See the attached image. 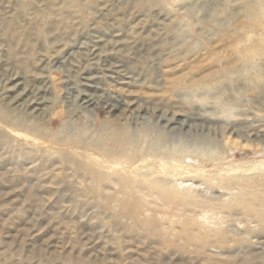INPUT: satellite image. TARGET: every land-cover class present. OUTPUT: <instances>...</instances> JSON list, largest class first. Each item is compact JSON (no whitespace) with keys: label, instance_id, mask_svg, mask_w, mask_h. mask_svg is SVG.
<instances>
[{"label":"rangeland","instance_id":"374dc122","mask_svg":"<svg viewBox=\"0 0 264 264\" xmlns=\"http://www.w3.org/2000/svg\"><path fill=\"white\" fill-rule=\"evenodd\" d=\"M10 77L42 109L19 106L1 127L84 155L114 128L139 152L124 165L166 153L181 185L175 198L136 176L135 223L0 134V264H264V0H0Z\"/></svg>","mask_w":264,"mask_h":264},{"label":"bare ground","instance_id":"6f19581e","mask_svg":"<svg viewBox=\"0 0 264 264\" xmlns=\"http://www.w3.org/2000/svg\"><path fill=\"white\" fill-rule=\"evenodd\" d=\"M15 25L16 23L14 21V23L9 28L12 29ZM14 28L16 29V27ZM28 85H29L28 81L21 80L17 77H10L3 81L2 78H0V104H1L0 106L2 107L0 108L1 119L5 120L6 119L5 114L6 113L9 114L19 106H23L21 107V109L23 111L25 110L27 115L30 114L32 115L37 113L39 114V112L42 109L41 108L42 103H40L41 99L37 98L36 96L33 95V93L30 92ZM212 88L213 85H209L207 87L208 90ZM179 89L176 90L178 91ZM200 90L201 88H199L198 85L191 86L190 88L184 86V89H181V91L186 94H196V92L198 91L200 92ZM215 91L221 92L222 90L216 89ZM31 94L33 96H31ZM22 99H25V105H20L19 102ZM84 103L88 104L89 102L86 100L84 101ZM107 112L111 116H114L118 112V108L111 106L107 107ZM36 116L38 117L40 115H35V117ZM161 120L164 119L161 118ZM171 120L172 119H170L169 121ZM28 122H26V124ZM28 126L30 127V125ZM33 126L35 127V125ZM183 127H184V122L182 121V123H180L179 126L175 128L173 127L172 129H170V131H176V130L181 131ZM18 128L19 127L15 125L14 128L0 126V134L5 141L9 142L14 147H17V150L19 151L21 156L23 155L25 156L29 154L33 155L34 157L40 156L42 158H45L46 162L48 164H51L52 166L57 164L56 162H54L55 160H59L61 165L70 167L74 174H76L80 178H83L87 182L85 186V190L100 206L119 208V210L120 209L122 210L121 211L122 217L127 216L135 223L137 222V214H138V209L140 207V203L135 198V192L136 190H138V186L135 185L136 182H134V178L136 176H140L143 180V182L141 183L149 188H155L160 192H163V194H167L175 198L178 194V186L181 185V182H179L178 185L177 182L179 180H176L175 178L176 175L174 173L176 172L177 169L174 167L172 168L168 167L171 166L172 164L169 161H165V159H168L166 153L156 152L158 155L155 154L156 155L155 157L156 159L158 158L159 160L158 163L155 164L153 162L147 164V166H140L139 164H136L135 166H129V165L126 166L124 165L125 161H120L119 158L122 156L126 157L128 155H132L131 157L133 158L137 156V153H139L136 151L137 147L136 148L133 147V149L130 147L131 142H129L130 140V137L128 136L129 134L126 135L125 132H124L125 134L122 133L123 131L118 132L116 129L112 128L109 131L110 132L109 135H107L105 140L102 141L103 142L102 144L100 145L97 144V146L90 145L89 147L92 153H90L89 155H84L77 152H71L69 154V153L60 152L59 150H50L49 148L44 147L45 144L44 146H36L37 143L34 141L35 139H31L29 136H27L28 134H30L29 133L30 131L28 130L29 132L27 135L20 134L16 130L21 129L24 130V132H26V129H22V128L18 129ZM32 131L33 130H31V132ZM184 148L185 147L175 150L174 155L176 156V158H178V160H181L182 158L184 159L183 157L185 155ZM125 149L129 150L130 152H132L133 150V152L135 151L134 152L135 154L134 153L130 154L129 152L125 153ZM126 160H133V159L128 158ZM112 177L113 178L115 177L119 181L120 187L116 193L108 195V193H105L107 192L106 189L108 187L107 182ZM223 195L225 196L226 193H223ZM228 198L231 199L232 196L229 195ZM233 199L235 198L233 197L232 201ZM188 202L197 207L206 206L205 203H202L199 200L196 201L189 200ZM230 204L233 203L231 202ZM261 218L264 219L263 216H261ZM147 224L149 225V227H151L150 222ZM147 229L150 230L149 228Z\"/></svg>","mask_w":264,"mask_h":264}]
</instances>
